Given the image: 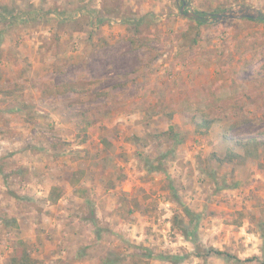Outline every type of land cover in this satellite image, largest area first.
Returning a JSON list of instances; mask_svg holds the SVG:
<instances>
[{
    "label": "rangeland",
    "instance_id": "374dc122",
    "mask_svg": "<svg viewBox=\"0 0 264 264\" xmlns=\"http://www.w3.org/2000/svg\"><path fill=\"white\" fill-rule=\"evenodd\" d=\"M196 22L177 0H0V264L19 240L39 264H264V20ZM254 136L259 158L217 159Z\"/></svg>",
    "mask_w": 264,
    "mask_h": 264
},
{
    "label": "trees",
    "instance_id": "16d2710c",
    "mask_svg": "<svg viewBox=\"0 0 264 264\" xmlns=\"http://www.w3.org/2000/svg\"><path fill=\"white\" fill-rule=\"evenodd\" d=\"M225 6H218V11H221L224 9ZM204 12V11H201ZM243 20H249V19H243ZM204 21H197L196 24L201 25L203 24ZM129 40L135 47H147V42L150 40L145 41L144 39H138V38H131L129 37ZM58 92L60 93H67V92H72V93H77L79 92V89L76 84L74 83H69V84H64L60 87H58ZM193 122L195 124L196 131L201 133V134H207L208 131L216 124H218L221 121V118L218 117H210V116H204L202 117L201 120H198L196 117H192ZM228 136L225 134L224 138H227ZM234 145H236L239 149V151L235 150L234 148L230 147L228 148V151L225 155L224 159L217 158L221 162H229L232 163L236 160H241L242 162L246 160L247 157H254V158H259L261 155V144H263V140L260 139L258 136H254L252 138H249L247 140L244 139H238L234 141ZM214 155V154H213ZM62 190L59 186H53L50 190V193L48 195L49 200L52 203L57 202L60 197L62 196ZM138 201V200H135ZM136 208H140L139 203H135ZM133 210V209H131ZM135 210V209H134ZM131 212V211H129ZM186 214L189 217V221L192 222L197 218V215L193 214L189 209H185ZM176 218V217H175ZM95 219V218H94ZM92 219V221L95 223V220ZM179 222V221H177ZM180 223V222H179ZM179 232L183 234L185 237L190 238L193 242L195 241V229H190L189 227L179 224L178 225ZM194 230V231H193ZM263 240H264V231L261 234ZM211 252L217 254V255H226L229 258H234L236 260H239L238 257L232 255L231 253H227L222 250L218 249H211ZM182 257L180 256H173L169 257V260L173 264H178L179 260H181ZM251 260V259H248ZM9 264H39V261L33 257L31 250L29 248V245L26 241L24 240H19L14 248L13 251L9 257Z\"/></svg>",
    "mask_w": 264,
    "mask_h": 264
},
{
    "label": "water",
    "instance_id": "95a60500",
    "mask_svg": "<svg viewBox=\"0 0 264 264\" xmlns=\"http://www.w3.org/2000/svg\"><path fill=\"white\" fill-rule=\"evenodd\" d=\"M177 3L180 5V14L195 21L219 22L227 19L264 20V12L262 10L247 4L227 8L220 12H201L190 8V3L187 0H177Z\"/></svg>",
    "mask_w": 264,
    "mask_h": 264
}]
</instances>
